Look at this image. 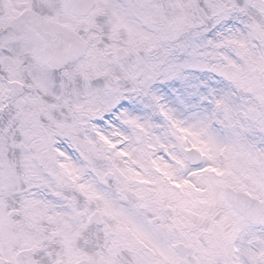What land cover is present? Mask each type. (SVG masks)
<instances>
[{"label": "snow or ice", "instance_id": "6c2138e0", "mask_svg": "<svg viewBox=\"0 0 264 264\" xmlns=\"http://www.w3.org/2000/svg\"><path fill=\"white\" fill-rule=\"evenodd\" d=\"M0 264H264V0H0Z\"/></svg>", "mask_w": 264, "mask_h": 264}]
</instances>
